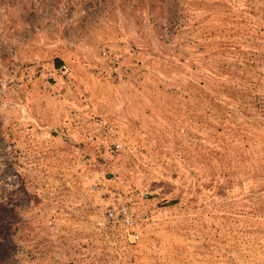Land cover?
<instances>
[{
  "label": "rangeland",
  "instance_id": "rangeland-1",
  "mask_svg": "<svg viewBox=\"0 0 264 264\" xmlns=\"http://www.w3.org/2000/svg\"><path fill=\"white\" fill-rule=\"evenodd\" d=\"M0 264H264V0H0Z\"/></svg>",
  "mask_w": 264,
  "mask_h": 264
},
{
  "label": "built area",
  "instance_id": "built-area-1",
  "mask_svg": "<svg viewBox=\"0 0 264 264\" xmlns=\"http://www.w3.org/2000/svg\"><path fill=\"white\" fill-rule=\"evenodd\" d=\"M105 218L114 222H116L118 218H122V220L124 221L125 229L132 225V222L126 217L125 210L122 206L107 210L105 213ZM132 237L136 238L135 236Z\"/></svg>",
  "mask_w": 264,
  "mask_h": 264
}]
</instances>
